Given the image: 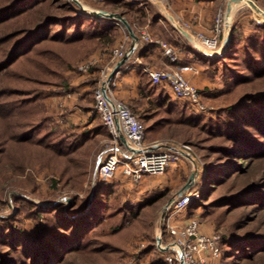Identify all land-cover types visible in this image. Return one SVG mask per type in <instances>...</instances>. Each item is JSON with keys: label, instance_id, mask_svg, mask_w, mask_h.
<instances>
[{"label": "rangeland", "instance_id": "obj_1", "mask_svg": "<svg viewBox=\"0 0 264 264\" xmlns=\"http://www.w3.org/2000/svg\"><path fill=\"white\" fill-rule=\"evenodd\" d=\"M255 1L264 10V0ZM227 2L204 5L212 11V29L218 18L224 22ZM162 5L180 23V18L195 20L185 0H0V76L14 62L7 68L11 74L28 67L31 76L54 78L38 71V65L63 69L70 77L83 73L80 63L97 58V67L89 71L98 79L120 37L115 20L99 12L125 16L136 33L155 37L152 29L159 27V39L196 53L190 61L203 74L198 85L203 107L172 98L164 87L152 90L149 77L144 78L148 98H124L136 114L145 108L152 116L143 122L153 126L146 133L148 141L190 143L198 154L194 163L178 160L141 184L116 174L98 185L104 182L97 175L101 141L109 134L96 110L91 128L65 129L48 110L28 117L24 133L40 138L43 146L34 147L35 160L23 178L12 175L0 182V264H172L157 247L156 232L162 229L164 241L171 239L161 224L165 208L189 191L193 204L178 219L195 217L203 231L221 234L219 264H264V16L247 2L236 5L227 47L224 27L222 52L207 61L174 32L167 17L156 25L164 15ZM17 86L22 94L11 98L32 108V100L53 93L39 80ZM160 97L171 104L158 107ZM63 137H71L67 141L72 146L59 147ZM46 149L56 155L47 159L41 151ZM30 174L34 178L27 180ZM85 203L88 209L80 211ZM245 240L250 246L242 251L232 246ZM106 246L118 251L96 262L86 257L92 248Z\"/></svg>", "mask_w": 264, "mask_h": 264}, {"label": "built area", "instance_id": "obj_2", "mask_svg": "<svg viewBox=\"0 0 264 264\" xmlns=\"http://www.w3.org/2000/svg\"><path fill=\"white\" fill-rule=\"evenodd\" d=\"M180 19L182 27L190 32L205 52L210 54L218 51L225 21L218 18L212 33L207 34L194 30L189 22ZM115 23L121 25L118 21ZM137 34L138 40L127 36L114 47L111 60L101 69L94 88L95 110L109 132V136L101 141V153L97 161V175L101 180L122 174L135 184H141L145 177L164 173L177 160L188 159L194 163L198 156L193 146L185 142L173 144L158 140L148 141L145 127L138 115L126 100L116 94V75L111 79L108 77L114 65L128 54L131 48L134 51L126 61V67L137 59L136 54L144 44L159 46L164 56L171 62L180 60L179 52L172 43L155 38L146 31ZM96 62L97 58L89 59L80 63L78 69L89 71ZM185 68L195 73L199 72V69L192 65ZM146 71L154 84H167L175 98L202 105L200 102L202 91L185 75L184 68H158ZM193 197L194 194L190 191L180 193L162 219L161 224L171 237L169 241H164L162 229L159 230L162 237L161 247L170 245L168 250L163 251L164 259L169 263L209 264L210 260L219 259L222 255L220 233L203 231L201 221L195 217L189 218L184 224L175 221L177 214L189 206ZM157 247L161 249L158 245Z\"/></svg>", "mask_w": 264, "mask_h": 264}, {"label": "crops", "instance_id": "obj_3", "mask_svg": "<svg viewBox=\"0 0 264 264\" xmlns=\"http://www.w3.org/2000/svg\"><path fill=\"white\" fill-rule=\"evenodd\" d=\"M211 2H213V0H185V3H187L189 8L192 10L190 16L195 18V20H193V23H189L194 30L201 31L207 34H210L212 32V11H209L208 9L204 8V5H208ZM165 17V15L160 16L159 21L156 23V25L160 26L161 24L165 23ZM169 23L173 26L175 33L181 35V37L187 43H189L193 48H196L198 52L202 53L193 44V42H191L186 36H184L174 27L170 20ZM155 27L156 26H154L152 29V34L155 36V38H158L160 36L158 32L159 27ZM118 28L120 29V37L117 41L118 43L115 46L125 40L127 36H130L131 38L129 32L126 31V28H124L122 25H119ZM160 32L162 33L163 31L160 30ZM173 45L177 48L179 52V62H171L170 60H168L164 56L161 48L160 51H158L157 48L154 47L156 45L144 44L146 49H142V51L136 54L138 55L137 59H135L134 62H131L129 67H126L127 63H125L117 72L116 94L122 99H133L136 97L139 99L140 96L142 98V95L140 94V86L146 83V81L144 80L145 77H149V80H151L149 73L146 71V69H170L174 67H181L184 68L185 75L194 84H196L197 86H202L203 74L201 75L200 70L198 73H195L185 68L186 66H195L196 64V62L190 61V58L193 59L194 57L192 50L188 52L185 50V48L182 47V45L178 46V44L176 43H174ZM82 72L83 73L81 74H71L69 86L63 89L58 88V90L54 91L53 93H50L45 98V104L48 112L54 114L56 121L59 122L61 127L65 129L71 126L81 125H86V127L91 128V125H93L94 122L92 113L93 111H95L94 88L96 85V78L93 72ZM162 86L167 89V92L172 97H174L170 87L167 84H162ZM148 97L149 96L143 98ZM134 107L135 109L139 110V107ZM99 134L100 133H98V136H101V134ZM181 214H177L175 221L179 224H184L188 219L184 217L182 221H179L178 218ZM218 261V259L210 260L209 264H219Z\"/></svg>", "mask_w": 264, "mask_h": 264}, {"label": "trees", "instance_id": "obj_4", "mask_svg": "<svg viewBox=\"0 0 264 264\" xmlns=\"http://www.w3.org/2000/svg\"><path fill=\"white\" fill-rule=\"evenodd\" d=\"M142 49L145 50L146 47L143 46ZM142 49L140 51H142ZM192 52H193V56L195 58V56H197V55L194 51H192ZM6 53L8 54V52H6ZM200 59L210 61L211 56H208L206 54H201ZM13 64H14V62H10L7 66H5L4 75L0 76L1 79H3L2 85H0V96L6 97V98H3V99H6V100H4V102L1 101L3 103L2 107L4 108V111L0 112V182L1 183L2 182H8V179L10 177H12V175L13 176L14 175L21 176L18 179L23 178L22 176L24 175L25 168L32 166V163L35 160L33 157V154H32V153H34V150H35L34 147L36 145H39V146L42 145L43 142L40 140V138H34L33 136L26 135L24 133L25 126L28 124V117L38 115L39 112H44V114L48 113L47 108H46V104H45V97L46 96L44 97V94L39 96L36 100H34V101L32 100L30 105H32V103L35 102L33 108L31 106H27L28 104H26L25 102L24 103L21 101L16 102L15 99L11 98L15 94H18V95L22 94V92H19V90H21V88L18 86L16 87L17 83H20V82L31 83V82H37L39 80V82H41L46 87H50V88L52 87L51 89L53 90V92L58 90V88H60V89L66 88L67 86H69V83H70V77H69V75H67V72L65 73V71L63 69H60V68L55 69V68H52L51 66H49L51 69L50 68L46 69L43 66L39 67L38 65H36L35 68L38 69V71L44 72L46 70V72L53 75L55 79L54 78H39L37 76L36 77L31 76V74L28 72V69H27L28 67H21L22 70H20L16 74L15 73L11 74L10 70H7V68L11 67ZM72 67H75V66L73 65ZM96 67H97L96 63L92 65V69H94ZM1 73H3V70L2 71L0 70V74ZM95 80L97 82L98 79H95ZM149 83H150V85L153 86L152 90L154 89V86L163 87L162 84H164V83L154 84L152 82V80H150ZM12 87H14V89ZM53 87H55L54 89H56V90H54ZM140 88H141L140 94L142 95V97L150 96V90L149 91L147 90L146 83H144V85L140 86ZM172 98L178 99L175 97H172ZM179 100H181V99H179ZM184 102H186V101H184ZM170 104H171V102L168 101L167 97H160L157 101V105L160 108H163V107L168 106ZM138 113L139 114H137V115L140 118L142 123L147 121V120L152 119V116H150L148 114V112H146L145 108L142 111L139 110ZM35 117H37V116H35ZM44 117H47V116L44 115ZM148 125L146 123L144 124L146 133L149 130L153 129L152 124H150L149 126ZM103 126L105 127L104 124H103ZM105 129H106L107 134H109L106 127H105ZM70 138L66 139L63 137V138L59 139L57 142L59 147L62 144L72 146V144H70L71 142L69 143L67 141ZM188 144H190V143H188ZM44 146H46V145H44ZM30 147H33L32 151L28 150V148H30ZM46 148H49V147L47 146ZM60 149L62 150L63 148H60ZM41 151L47 157V159H49V158L52 159V157L54 155H56V154H53L55 152L50 151V149L41 150ZM57 151H58V149H57ZM57 151H56V153H58ZM26 178H27V180L29 178H30V180H32L34 177L32 176V174H30ZM101 181H104V182H99V184H98L99 186L101 185V183L103 184V183L109 182L108 180H101ZM224 182L225 181H222L220 184L223 185ZM76 204H77V202L74 201L71 204V207L76 206ZM192 204H193V202L191 201L189 206L191 207ZM85 207H86V203L80 208L81 209L80 211H82ZM56 210H59V207H56ZM77 212H79V210L76 209V210H72L71 213H77ZM75 224H77V223H75V222L72 223L71 227ZM220 242H222V241H220ZM233 245L238 251H242L243 248L246 247L247 245L250 246L247 243V240L242 241L240 243L234 242L232 244V246ZM108 247L109 246H106L105 248L99 247V249L97 247L92 248L89 252H87L88 254H86V257L87 258L90 257L92 259V262H96V259H99V257L100 258L112 257L113 253H115V250H116V252L118 251L116 248L114 250V248H108ZM234 253H236V252H234ZM98 262H99V260H98Z\"/></svg>", "mask_w": 264, "mask_h": 264}, {"label": "water", "instance_id": "obj_5", "mask_svg": "<svg viewBox=\"0 0 264 264\" xmlns=\"http://www.w3.org/2000/svg\"><path fill=\"white\" fill-rule=\"evenodd\" d=\"M243 2H247V4H249L250 6H252L256 11L260 12L263 16H264V10L256 3L255 0H228L227 2V7H226V15H225V22H224V27H225V33H224V41H223V47H227L230 39H231V22H230V15L232 13V10L234 9V7L236 5H239ZM162 9L164 12V15L172 22V24L174 25V27L180 31L184 36H186L191 42H193V44L204 54H208L207 52L204 51V49L201 47V45L199 44V42L190 34V32H188L186 29H184L182 27V25L180 24V22L166 9V7L164 5H162ZM98 13V12H97ZM98 14L100 15H104L107 16L109 18H112L115 21L120 22V24L126 28V30L129 32V34L131 35V37L134 40H138L139 36L138 34L134 31V29L132 28L129 20L119 14V13H106V12H99ZM134 51L133 48L130 49V52L128 54H126L125 56H123L122 58H120V60L114 65L113 69L111 70L110 74H109V79L113 78L117 72L121 69V67L126 63V61L129 59L130 54ZM222 50H218L214 53H210L208 54L209 56H213V55H217L219 53H221ZM73 203V202H72ZM171 204H168L167 207L165 208L164 214H163V218L166 214V211L168 209V207ZM88 209V206L84 208V211H86ZM156 240H157V245L159 247H161L162 244V237L159 234V230H157L156 232ZM170 247V245H165L161 247L162 251H166L168 250ZM181 264H184L183 262Z\"/></svg>", "mask_w": 264, "mask_h": 264}]
</instances>
